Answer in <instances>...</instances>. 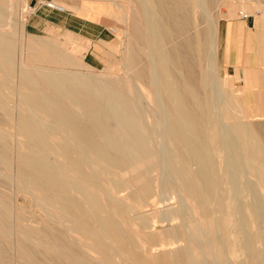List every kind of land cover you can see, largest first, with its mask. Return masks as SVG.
<instances>
[{"label":"bare ground","instance_id":"bare-ground-1","mask_svg":"<svg viewBox=\"0 0 264 264\" xmlns=\"http://www.w3.org/2000/svg\"><path fill=\"white\" fill-rule=\"evenodd\" d=\"M22 3L0 0V264H264V0L45 2L113 23L100 74L70 32L23 44Z\"/></svg>","mask_w":264,"mask_h":264},{"label":"rangeland","instance_id":"rangeland-1","mask_svg":"<svg viewBox=\"0 0 264 264\" xmlns=\"http://www.w3.org/2000/svg\"><path fill=\"white\" fill-rule=\"evenodd\" d=\"M23 1L25 2L26 6L33 9V10L28 9L29 14L28 13L23 14V20L26 24L25 25L26 38L23 39V44H25V42L27 41V37L29 36L33 38H43V39L55 38L63 41V39L65 38L63 36V33L70 32L69 34L72 36V42L67 45V51L73 54L78 48L80 50L79 52H76L78 56L83 61H85L87 66L94 68L93 70L80 68V71H82V73L100 74L104 71L103 69H105L107 65H110L112 68H114L115 65L118 64L121 54L116 53L114 51V47H115L114 42H116L117 39L116 34L112 31V29H114V26H111L113 25L112 22L108 23L110 21H107L108 25L107 23L103 24L99 21V18H101V15H103L102 12L97 11L98 14L95 16V18L87 19L68 10L62 12L53 9L48 5L49 1L51 0H44L45 2H48V4H46L42 0H20V5H23L22 3ZM32 1H33V5L31 6ZM63 1H67V0H63ZM93 3L97 4L98 2H93ZM222 10H224V8H222ZM220 23H221V33H220L221 36L219 38L220 39L219 46L221 48L219 49L221 55L228 36H226L225 34V27L227 21L225 19H222ZM247 23L248 26L250 27V31L254 32V26L257 23V17L247 18ZM247 37L250 38L249 35ZM231 38L234 44L236 40L234 31L231 32ZM120 42L124 46L126 44L125 37L120 38ZM84 46L88 47L86 53H92L98 58V60L97 59L94 60L93 66L88 64L89 63L88 57L85 58L86 53L82 49L84 48ZM96 46L98 47V51H99L97 53H95ZM242 55L248 58L249 52H243ZM232 56L235 57L236 54L234 55L233 53ZM232 66L233 64H230L226 66V68L224 67L222 70H220L219 77L220 78L223 77L224 73H225L224 75L226 74L232 75L234 73V66L233 67ZM240 71L242 72V69ZM112 73L115 75V73L117 72L114 69ZM116 75H118V73ZM17 202H19V204H22V200L20 199L17 200ZM173 205H175V203ZM37 219L36 220L38 221V223L43 222V219H41L40 217H38ZM169 227H171V224H164L160 226H155L154 230L158 231L160 229L163 228L165 229Z\"/></svg>","mask_w":264,"mask_h":264},{"label":"crops","instance_id":"crops-1","mask_svg":"<svg viewBox=\"0 0 264 264\" xmlns=\"http://www.w3.org/2000/svg\"><path fill=\"white\" fill-rule=\"evenodd\" d=\"M247 25H248V23H247ZM86 57H88V59H89V63L88 64L91 65V66H93L94 60H96V59L98 60V58L92 53H87L85 58Z\"/></svg>","mask_w":264,"mask_h":264},{"label":"water","instance_id":"water-1","mask_svg":"<svg viewBox=\"0 0 264 264\" xmlns=\"http://www.w3.org/2000/svg\"><path fill=\"white\" fill-rule=\"evenodd\" d=\"M33 5V1L31 2V6Z\"/></svg>","mask_w":264,"mask_h":264}]
</instances>
